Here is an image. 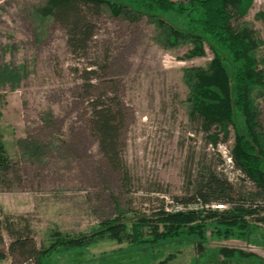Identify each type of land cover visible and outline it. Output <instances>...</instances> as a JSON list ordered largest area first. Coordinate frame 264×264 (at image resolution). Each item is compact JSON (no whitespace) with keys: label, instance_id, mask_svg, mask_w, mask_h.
<instances>
[{"label":"rangeland","instance_id":"1","mask_svg":"<svg viewBox=\"0 0 264 264\" xmlns=\"http://www.w3.org/2000/svg\"><path fill=\"white\" fill-rule=\"evenodd\" d=\"M44 3L0 0V139L16 172L12 188H0V209L10 221L28 223L37 247H48L58 236L89 235L119 214L132 227L162 211H221L217 204L178 202L191 196L205 167L234 186L236 199L256 191L233 166L234 133L215 147L190 117L184 72L207 67L209 49L204 57L186 58L190 46L166 49L149 19L130 23L105 12L96 21L88 55L79 57L58 24L39 18ZM244 21L264 41V0H254ZM91 65L100 78L98 88L112 82L126 107L125 178L109 165L89 130L81 75ZM257 103L264 129V99ZM256 203L261 220L251 221L256 228L246 240L207 233L203 255L193 241L184 240L158 247L150 264H264V199ZM5 240L6 253V234ZM132 245L130 239H102L87 248L53 252L50 261L136 264L141 257L130 251ZM221 248L253 255L228 260ZM129 254L136 257L129 260ZM12 261L7 257L0 264Z\"/></svg>","mask_w":264,"mask_h":264},{"label":"trees","instance_id":"2","mask_svg":"<svg viewBox=\"0 0 264 264\" xmlns=\"http://www.w3.org/2000/svg\"><path fill=\"white\" fill-rule=\"evenodd\" d=\"M253 4L254 0H45L37 9L39 18L58 24L65 31L71 53L79 57L88 55L96 21L105 12L130 23L149 19L160 31L166 49L190 46L186 58L204 57L206 48L209 49L212 59L207 67H193L184 72L190 117L215 147L221 140L229 141L231 132L234 133L233 166L256 191L248 198L240 195L236 199L234 186L205 167L200 169L191 196L178 202L200 203L204 207L217 204L223 206L221 211L175 214L162 211L155 219L140 218L132 227L119 214L100 223L89 235L58 236L48 247L41 248L37 247L28 223L16 224L0 209V262L11 257L12 264H51L53 252L87 248L102 239L117 242L130 239L133 243L130 251L141 257L135 263L150 264L154 250L166 244L193 241L203 255L207 233L216 239L242 240L253 233L256 224L251 221L261 220L256 217L259 213L254 206L258 198L264 199V129L257 103L258 98L264 99V41L244 21ZM81 78L89 105V130L109 165L125 178L122 153L126 107L112 82L98 88L95 82L100 78L93 65L82 71ZM1 99L0 95V102ZM14 173V163L0 139L1 189L12 188ZM5 234L10 238L6 253ZM220 252L228 260L250 259L253 255L227 248H221ZM133 255L129 254L127 259L132 260L136 257Z\"/></svg>","mask_w":264,"mask_h":264},{"label":"built area","instance_id":"3","mask_svg":"<svg viewBox=\"0 0 264 264\" xmlns=\"http://www.w3.org/2000/svg\"><path fill=\"white\" fill-rule=\"evenodd\" d=\"M178 210H180V209H178Z\"/></svg>","mask_w":264,"mask_h":264}]
</instances>
